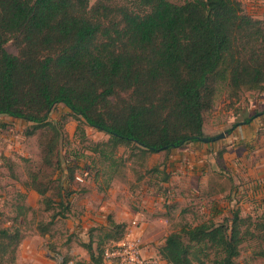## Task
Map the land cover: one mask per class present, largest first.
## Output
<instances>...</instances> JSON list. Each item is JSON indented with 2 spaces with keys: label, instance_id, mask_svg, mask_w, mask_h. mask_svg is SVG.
<instances>
[{
  "label": "trees",
  "instance_id": "1",
  "mask_svg": "<svg viewBox=\"0 0 264 264\" xmlns=\"http://www.w3.org/2000/svg\"><path fill=\"white\" fill-rule=\"evenodd\" d=\"M10 40L17 54L7 50ZM217 80H228L236 94L264 91V19L245 13L240 0H0V115L29 123L28 136L53 131L47 164L61 134V122L50 119L59 104L109 135L96 146L126 145L144 158L211 138L205 112ZM31 186L49 208L46 191L35 179ZM253 216L233 209L220 222L183 225L166 237L160 258L238 264L248 238L264 246V224ZM254 225L263 233L255 235ZM108 226L112 245H84L90 264H108L106 250L125 235V223L109 217ZM22 240L19 227L0 229V264L8 256L16 264ZM258 254L264 257V247Z\"/></svg>",
  "mask_w": 264,
  "mask_h": 264
},
{
  "label": "rangeland",
  "instance_id": "2",
  "mask_svg": "<svg viewBox=\"0 0 264 264\" xmlns=\"http://www.w3.org/2000/svg\"><path fill=\"white\" fill-rule=\"evenodd\" d=\"M173 1L183 3L185 0ZM240 1L245 13L264 19V0ZM94 2L91 0L92 4ZM6 48L11 53H18L12 40L6 44ZM214 85L213 107L205 112L204 128L206 135L211 138H206L211 141L229 131L224 138L228 137L230 141L219 146L214 159L226 163L228 157L235 160L239 156L246 158V146L237 148L240 144L232 140L231 131L236 129L237 124L246 123L248 118L254 120L263 116L264 91L242 89L236 94L228 80H217ZM50 119L61 122V134L51 156L52 162L47 164L46 150L53 131L41 128L28 136L25 130L29 123L0 115V229L17 226L22 230L23 240L17 249L16 264H90L85 243L92 240L95 248L99 243H103L105 248L113 244L112 240L106 239L109 228L102 227H109V217L115 220L114 216L119 209L108 202L105 208H101L110 197L112 189L118 191L120 199L130 194L132 200L129 206L133 210H145L149 203L166 210L171 228L176 231L183 225H196L208 220L220 222L227 217H210L204 206L199 205L200 199L196 200L197 204H190L188 193L181 194L185 198L181 200L177 192L169 191L170 186L165 185L163 180L167 172L162 170L167 152L151 153L144 158L138 151L132 153L126 145L114 151L105 145L96 146L108 141L109 135L74 117L63 104L58 105ZM260 131L261 139L263 130ZM257 145H261L259 141ZM220 152L223 153L222 158L218 156ZM257 161L253 159L254 164ZM240 167L243 176L236 169L234 175L222 176L220 185L224 189L237 187L240 192L238 196L242 200L255 192L259 204L260 189L263 190L264 186L254 187L255 183L250 176L252 173L242 161ZM243 178L250 180L244 183ZM34 179L35 184L44 189L46 196L51 199L49 208L44 202V196L31 186ZM103 194L105 196L102 198ZM154 194L156 198L152 197ZM158 196H161V200ZM261 197L264 201V192ZM63 206H67V210ZM23 207L26 208L25 214ZM94 207H98L97 210ZM250 207L249 203L244 210ZM255 207L257 209L253 217L258 223L264 224V205ZM59 213L63 215L56 217ZM159 213L165 215L164 212ZM39 225L48 226L50 230L42 233ZM251 230L255 235L263 233V229L255 225ZM263 247L261 238H248L241 247L237 263L264 264V257L258 254ZM107 263L116 264L112 259H107ZM6 264H12L9 256Z\"/></svg>",
  "mask_w": 264,
  "mask_h": 264
},
{
  "label": "crops",
  "instance_id": "3",
  "mask_svg": "<svg viewBox=\"0 0 264 264\" xmlns=\"http://www.w3.org/2000/svg\"><path fill=\"white\" fill-rule=\"evenodd\" d=\"M260 130H263L261 139L259 138ZM231 132L232 140H237L236 143L240 144L237 148L246 146V158L239 156L236 161L228 157L226 158V163L216 162L214 154L217 153L219 146L221 147L226 145V142H230L227 137L217 141L200 140L192 142L184 148L173 149L166 154V159L162 166V170L167 172V179L163 180L165 185L170 186L169 191L177 192L181 200L185 199L181 197V194L185 192L187 195L188 193L187 196L190 197L188 200H191L190 204H197L196 200L200 199L199 205H203L207 214L214 218L220 215L229 216L233 209H240L242 216L255 215L257 209L255 206L264 205L261 197L263 196L264 188L263 190L262 188L260 189L261 194L259 196L261 200L258 204L257 200L259 198L257 199L255 192L242 200L241 196H238L237 187L233 189L232 186L230 189V186L224 189L220 185L221 177L225 174L227 176H231V173L234 175V173H237L236 169L240 174L242 173V168L240 167L242 161L248 171L252 173L250 176L255 183L254 187L264 186V114L260 118L251 119L248 123L237 124L236 129ZM258 141L261 145H257ZM159 153H152V155ZM253 159H258L256 164H254ZM243 180L244 183H248L250 179L243 178ZM253 182L252 184H254ZM254 187L252 186V189ZM115 188H117L116 185ZM104 196L105 194L102 195V198ZM130 196L128 194L126 198L120 199L118 191L112 189L110 197L108 199L105 198L106 200L101 205V208H105L107 202L114 207L116 206L119 211L114 216L115 221L125 223L127 227L133 220L139 221L140 230L143 233V255L149 258L157 257L164 263L165 261L160 258V249L164 246L169 233L175 230H172L171 224L166 217V210L152 206L150 203L146 205L145 210H133L129 206L130 199L132 200ZM152 197L156 198V194ZM149 198L151 197L149 196ZM222 198L225 200H222ZM158 199L161 200V196H158ZM221 200L224 202L223 205ZM144 202L145 200L142 201V204ZM249 203L251 204L250 209L244 210V207L248 208ZM97 208L94 207V210H97ZM159 212H164L165 215ZM113 262L117 264V261L113 260Z\"/></svg>",
  "mask_w": 264,
  "mask_h": 264
},
{
  "label": "built area",
  "instance_id": "4",
  "mask_svg": "<svg viewBox=\"0 0 264 264\" xmlns=\"http://www.w3.org/2000/svg\"><path fill=\"white\" fill-rule=\"evenodd\" d=\"M143 233L139 221L133 220L126 228L123 238L105 252L106 259L117 261L118 264H164L157 257H146L142 252Z\"/></svg>",
  "mask_w": 264,
  "mask_h": 264
},
{
  "label": "water",
  "instance_id": "5",
  "mask_svg": "<svg viewBox=\"0 0 264 264\" xmlns=\"http://www.w3.org/2000/svg\"><path fill=\"white\" fill-rule=\"evenodd\" d=\"M224 133H226V134H224ZM227 134H229V131H225V132H223V133H221L220 135H218L217 137H214L213 139L214 140H218V139H222V138H224L225 137V135H227ZM202 140H204V141H209V139L208 138H206V137H203V138H201Z\"/></svg>",
  "mask_w": 264,
  "mask_h": 264
}]
</instances>
